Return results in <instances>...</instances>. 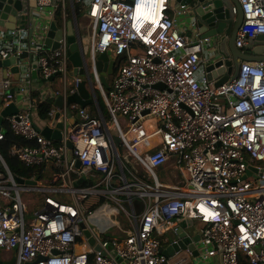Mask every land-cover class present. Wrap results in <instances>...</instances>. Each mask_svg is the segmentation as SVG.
I'll list each match as a JSON object with an SVG mask.
<instances>
[{
    "label": "built area",
    "instance_id": "1",
    "mask_svg": "<svg viewBox=\"0 0 264 264\" xmlns=\"http://www.w3.org/2000/svg\"><path fill=\"white\" fill-rule=\"evenodd\" d=\"M237 1L243 18L235 46L243 49L264 36V0ZM170 4L89 0L92 55L111 51L116 61L125 59L108 89L95 79L107 119L99 108L94 118L67 105L65 36L57 50L37 55L40 77L63 85L55 96L61 108L52 107L41 125L34 120L38 107L0 80L2 107L18 109L4 123L33 143L10 154L42 169L28 180L34 184H19L0 155V253H13L14 264H264V62H242L235 79L218 87L198 80L207 40L186 37L177 19L187 11ZM140 5L147 18L136 14ZM53 7V0H36L49 18ZM18 51L12 43L0 60ZM44 127L58 130L60 140L43 137ZM171 162L180 185L159 181L157 171ZM186 218L199 236L197 256H163L166 234Z\"/></svg>",
    "mask_w": 264,
    "mask_h": 264
},
{
    "label": "water",
    "instance_id": "2",
    "mask_svg": "<svg viewBox=\"0 0 264 264\" xmlns=\"http://www.w3.org/2000/svg\"><path fill=\"white\" fill-rule=\"evenodd\" d=\"M22 0H0V31L6 33L15 32L18 23L22 20ZM83 1V0H81ZM179 8L186 9L187 21L190 25V31H196L201 39L207 40L206 44L214 46V51L211 54V60H208L207 66L203 68L204 76L210 82H213L215 87H218L229 80L235 79L237 76L240 64L242 62H264V36H256L249 39L243 49H238L235 46V37L239 27L242 24V12L237 0H171ZM55 3V0H53ZM237 10L236 15L232 13V8ZM75 22V18L73 20ZM30 25L32 23L30 22ZM47 29H40L37 34L35 47L51 52L60 47V41L63 36L66 38L68 45L67 57L72 69V81L68 85V89L72 93L67 96V105H77L80 108H86L95 105L99 108L94 84L96 77L100 85L108 89L109 85L107 77L112 76L116 67V57L113 52L106 51L101 54L92 55L90 45L84 48L80 33L77 27H72L70 22H67L66 27L57 29L54 23H50ZM32 28L29 30L33 35ZM75 31V32H74ZM191 32L190 35H192ZM22 58L21 55L12 58L11 73L17 75L15 80H18L20 67L17 60ZM8 59L0 61V68L6 69ZM5 71V70H3ZM6 77L5 73L3 74ZM78 80V82H76ZM156 88L163 89L162 85H157ZM12 93V90L9 92ZM62 97L57 96L54 101V106L61 108ZM100 109V108H99ZM18 109L14 103L7 107H2L0 100V133L4 134L2 125L4 119L17 114ZM58 117V113L55 119ZM70 122L75 123V120L68 114ZM56 128H61V123L56 125ZM41 135L45 138L60 140L58 130H52L49 127H44L41 130ZM115 146H119V138L113 137ZM70 146V145H69ZM71 147V146H70ZM254 171V169L250 168ZM264 171V169H262ZM250 176V173L247 174ZM19 184H34L33 181L15 178ZM82 180L79 181V183ZM137 210L141 209V204L136 201ZM166 247L162 250V255L171 257L175 253L189 250L193 256H197V251L193 243L198 242L199 236L195 234L192 228V220L186 218L181 221L174 229L169 231L165 237ZM93 244V239L89 241ZM99 249V247H97ZM15 259L9 264H14ZM0 264H4L0 262ZM34 264V263H29Z\"/></svg>",
    "mask_w": 264,
    "mask_h": 264
},
{
    "label": "crops",
    "instance_id": "3",
    "mask_svg": "<svg viewBox=\"0 0 264 264\" xmlns=\"http://www.w3.org/2000/svg\"><path fill=\"white\" fill-rule=\"evenodd\" d=\"M22 7H23V12L22 14V20L20 23H18L17 30L15 31V39H12L13 36L11 37L9 33H6L5 31L1 32L0 31V50L4 49L6 46L11 45L14 43V45L17 46V49L19 50L16 53H13L12 55H9L7 58L4 60L0 61H5V60H11L14 57H18L19 55L22 56V58L17 60V64L20 67V73L18 75V80H15L17 78V75L11 73V68L9 67L11 63L13 62H6V69H1L0 68V80H8L10 82V87L11 89L9 92L12 90V95H14L15 98H19L22 95L26 96L27 98L25 99L26 101H30L29 104L33 106V108H37L42 102L46 100L52 101V107L54 106V99H56V93H62L63 90V85L61 80L58 78H53L49 81L43 80L40 77L39 71H38V65H37V55L39 52L41 53H46L50 54L51 51L49 50H42L40 48H36L34 46L33 41L35 40L36 43V37H37V29L32 28L30 25V22L32 25L40 24L42 26L44 25H50V23H54L57 27V29H62L66 27L67 22H70L72 27L75 26L78 29V32H80V27L81 23L79 22L80 18H76L75 12H74V7L76 4L79 3H74L72 4L71 0H65L64 3L60 2H55L53 3V11L54 15L53 17L49 18L47 14L43 13H38L36 9V0H22ZM80 3H84L83 7V14L81 18H86L89 19L87 15V6L89 3L85 2L83 0ZM171 7L177 10H181L183 8H179L173 1L171 2L170 0ZM60 10L61 14V22L60 25L56 23L55 17L57 14V11ZM184 10V9H183ZM75 18V22L73 21ZM179 29L180 31L188 38L194 39V34H198L196 31L191 34L190 31V25L188 24L187 21V15L183 14L180 15L177 19ZM89 22L91 24V20L89 19ZM23 28L25 32H19V29ZM32 28V33L33 35L31 36V33H29V30ZM42 28V27H40ZM92 29V26L89 27ZM75 32V31H74ZM12 33V32H11ZM89 43L91 42V31H90V36H89ZM13 41V42H12ZM88 43V44H89ZM214 51V46L205 44L203 48V52L200 55V58L204 62V65L200 68L199 72L197 73V79L201 80L202 77H205L203 73V68L207 66L208 60H211V54ZM5 70V71H3ZM5 73L6 77L3 76ZM71 73V74H70ZM206 78V77H205ZM207 80V78H206ZM72 81V69L69 64V72H68V77H67V85L70 84ZM209 81V80H208ZM108 85H110L108 83ZM106 90L105 88H103ZM69 91V90H67ZM98 92V91H96ZM29 104H24V105H29ZM23 105V106H24ZM91 108H93V112H91ZM97 107L95 105L86 107V110L95 118L97 117ZM35 114V122L37 125H41V119H39L37 112L34 111ZM133 171H135L138 175H141L142 171L136 170L133 168ZM162 175L163 179L166 180L167 176L169 174L172 175L173 179L175 180L176 183H170V182H162L164 184H172V185H180L181 183V177L179 176V172L174 169V164L171 162L164 168H161L157 171V175ZM15 255L10 252H2L0 253V262L4 264H9L12 260H14Z\"/></svg>",
    "mask_w": 264,
    "mask_h": 264
},
{
    "label": "trees",
    "instance_id": "4",
    "mask_svg": "<svg viewBox=\"0 0 264 264\" xmlns=\"http://www.w3.org/2000/svg\"><path fill=\"white\" fill-rule=\"evenodd\" d=\"M84 3H79L76 4L74 7V12L76 15V18H80L83 14V6ZM56 23L60 25L61 22V14L60 10L57 11L56 17H55ZM125 59L124 58H119L116 61V67L114 69L115 74L117 70V66L119 64L124 63ZM112 75V76H113ZM96 99L100 108V111L104 118H107V111L106 107L101 99V96L99 95L98 92H96ZM52 108V101L49 99L42 102L38 108H37V115L39 119L44 120L46 118L47 113L49 110ZM2 128L4 129V134H3V140L0 141V155L4 159L9 171L15 178H20L23 180H29L33 177H37L41 175V167L36 168V167H26L24 166L16 157L11 156L10 150L16 146V147H27V146H32V142L26 141L21 137L15 136L9 129L7 123H3ZM245 262V261H244ZM245 264V263H244Z\"/></svg>",
    "mask_w": 264,
    "mask_h": 264
},
{
    "label": "rangeland",
    "instance_id": "5",
    "mask_svg": "<svg viewBox=\"0 0 264 264\" xmlns=\"http://www.w3.org/2000/svg\"><path fill=\"white\" fill-rule=\"evenodd\" d=\"M85 2L88 3V0H85ZM81 17L79 19L80 20L79 22L81 23V27L79 29L80 30L79 33H80L81 41H82V44H83L84 48H87L88 47V43H89V38H90L89 37L90 36V31H91V29L89 27L92 26V24H90L89 19H86L85 17L84 18H81ZM107 82L109 84H111L112 76L107 77ZM90 110H91V112H93V108H91ZM260 165L264 166V163H261ZM158 178H159V181H161V182L176 183L171 174H169V176H167L166 180H164L163 176L159 175V174H158Z\"/></svg>",
    "mask_w": 264,
    "mask_h": 264
},
{
    "label": "bare ground",
    "instance_id": "6",
    "mask_svg": "<svg viewBox=\"0 0 264 264\" xmlns=\"http://www.w3.org/2000/svg\"><path fill=\"white\" fill-rule=\"evenodd\" d=\"M136 14L139 16H144V17H148V11L146 8H144V5H140L136 8Z\"/></svg>",
    "mask_w": 264,
    "mask_h": 264
}]
</instances>
